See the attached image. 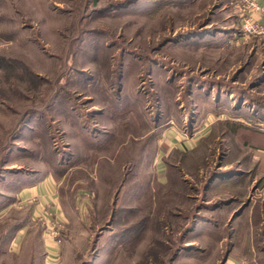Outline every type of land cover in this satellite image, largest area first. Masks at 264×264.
I'll use <instances>...</instances> for the list:
<instances>
[{
    "label": "rangeland",
    "instance_id": "obj_1",
    "mask_svg": "<svg viewBox=\"0 0 264 264\" xmlns=\"http://www.w3.org/2000/svg\"><path fill=\"white\" fill-rule=\"evenodd\" d=\"M243 13L0 0V264H264V154L201 138L207 111L264 129V41ZM46 179L57 218L18 200Z\"/></svg>",
    "mask_w": 264,
    "mask_h": 264
},
{
    "label": "crops",
    "instance_id": "obj_2",
    "mask_svg": "<svg viewBox=\"0 0 264 264\" xmlns=\"http://www.w3.org/2000/svg\"><path fill=\"white\" fill-rule=\"evenodd\" d=\"M255 1L261 7L264 6V0ZM244 113L233 112L232 114H229V112L226 113L225 111L224 114H221L220 116H217L216 119H213L212 116H210V112L207 111V115H205L204 118V121L206 123L204 122L205 126L203 128V133L205 134L201 138L205 140H207L208 138H214V140L215 138L216 140L234 138L236 141L235 143L239 144L240 146L236 149L242 152L251 151L252 155H250L249 158H251V161L255 162L254 160H259L260 158L258 156L259 153L264 154V129L260 128L262 127V124H258L256 122L258 115H256L255 112H253V114L251 115H247L248 117L244 116ZM217 129H219V132H216ZM212 135L217 136L211 137ZM200 140L198 139V141ZM178 142L182 141L180 139V136L178 134H175V145H177ZM258 164L259 163H257V165ZM258 167L260 168V165ZM55 195V185L53 181L50 179H46L45 181L39 183L38 186L27 187L20 193L18 200L20 203H27V205L33 206L32 212L35 215H39L40 213H45V210L50 206L52 207L51 211L56 212L55 210L57 209L55 208ZM33 213L31 214V216H33ZM58 213L59 212L57 210V213L55 215L56 218L59 215ZM31 216L29 218L30 220L32 218ZM28 221H25V223L23 222L24 226H17V232L12 241L13 244H17L18 240L24 233L25 228L27 227V223H29ZM50 244L51 243L49 242L47 245V257L48 259H51V261H53L54 259H56L57 252L54 251L55 247Z\"/></svg>",
    "mask_w": 264,
    "mask_h": 264
},
{
    "label": "built area",
    "instance_id": "obj_3",
    "mask_svg": "<svg viewBox=\"0 0 264 264\" xmlns=\"http://www.w3.org/2000/svg\"><path fill=\"white\" fill-rule=\"evenodd\" d=\"M243 4V28L249 35L259 36L264 41V6L261 7L255 0H239ZM47 233V232H46ZM51 239H56V232L48 231ZM58 243V241H57Z\"/></svg>",
    "mask_w": 264,
    "mask_h": 264
}]
</instances>
